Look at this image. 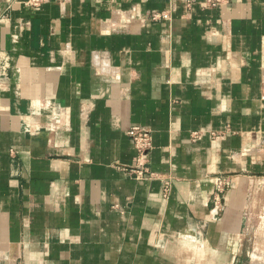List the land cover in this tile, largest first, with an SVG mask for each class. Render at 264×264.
I'll return each instance as SVG.
<instances>
[{"label":"crops","instance_id":"0c3cea01","mask_svg":"<svg viewBox=\"0 0 264 264\" xmlns=\"http://www.w3.org/2000/svg\"><path fill=\"white\" fill-rule=\"evenodd\" d=\"M210 1L0 0V264H241L264 0ZM132 126L152 135L139 161Z\"/></svg>","mask_w":264,"mask_h":264},{"label":"built area","instance_id":"2783aa9c","mask_svg":"<svg viewBox=\"0 0 264 264\" xmlns=\"http://www.w3.org/2000/svg\"><path fill=\"white\" fill-rule=\"evenodd\" d=\"M212 5L219 2V0L210 1ZM32 6H38L40 0H30ZM150 19L153 21L158 20H170L169 12H153L150 15ZM126 134L131 139L133 146L136 150V160L139 161L145 157L146 153L152 148V135L151 132L141 126H132L127 129ZM194 138L198 137V133H193ZM129 175H131L136 180H149L153 177V174L148 171L147 168H141L136 166L129 170ZM229 179L225 176H215L213 178V196H212V208L210 214L217 215L223 206L224 191L229 186ZM170 181H163V196L167 198L170 192Z\"/></svg>","mask_w":264,"mask_h":264},{"label":"rangeland","instance_id":"374dc122","mask_svg":"<svg viewBox=\"0 0 264 264\" xmlns=\"http://www.w3.org/2000/svg\"><path fill=\"white\" fill-rule=\"evenodd\" d=\"M253 219L241 254V264H264V183L253 184L249 192Z\"/></svg>","mask_w":264,"mask_h":264}]
</instances>
